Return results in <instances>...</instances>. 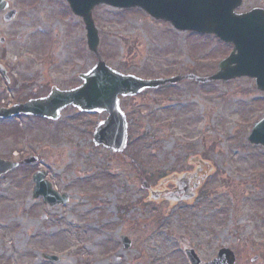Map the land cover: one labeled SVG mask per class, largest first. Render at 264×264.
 I'll list each match as a JSON object with an SVG mask.
<instances>
[{"label": "rangeland", "instance_id": "374dc122", "mask_svg": "<svg viewBox=\"0 0 264 264\" xmlns=\"http://www.w3.org/2000/svg\"><path fill=\"white\" fill-rule=\"evenodd\" d=\"M7 1L17 17L6 25L0 14V39H5L0 63L11 70L9 83L0 76V108L46 97L52 86L70 90L80 84L78 75L90 71L97 58L87 50L83 22L68 4ZM263 6L264 0H245L239 10ZM93 11L99 57L120 74L208 77L216 71L212 61L229 49L207 37L178 33L142 11L105 6ZM169 88L121 99L131 142L126 150L141 160L133 168L93 144L104 113L80 114L68 107L58 121L24 116L0 121V159H38L0 177V264H51L43 253L61 258L57 264H189L185 244L205 260L217 248L229 247L241 251L237 264H264V149L246 143L251 125L263 117V94L252 80ZM207 149L205 172L213 173V180L203 191L219 194L221 201L195 194L175 203L165 190L187 171H182L188 168L183 154ZM42 170L60 194L69 195L65 206L31 203V178ZM153 172L164 179L148 180ZM220 178L232 181L233 190L226 191L223 182L213 187ZM145 181L152 185L149 191L142 188ZM123 235L131 241L129 250L121 245Z\"/></svg>", "mask_w": 264, "mask_h": 264}, {"label": "water", "instance_id": "95a60500", "mask_svg": "<svg viewBox=\"0 0 264 264\" xmlns=\"http://www.w3.org/2000/svg\"><path fill=\"white\" fill-rule=\"evenodd\" d=\"M69 3L71 12L79 17L84 23L86 43L89 52L97 57V65L87 74L80 75L81 87L70 91H60L53 88L49 96L43 99L31 100L26 104H20L7 110H0V118L7 119L13 116L26 115L41 117L46 120H59L60 112L69 106L79 109L80 112L92 113L93 111L107 112L108 118L99 124L94 132L95 145L114 152L122 151L126 143L125 116L120 112L118 96L134 97V95L145 89H155L166 83L175 84L182 77L174 79L147 81L132 76H125L108 68L99 59L97 48L99 46L98 32L92 19V10L100 4L116 10L135 8L145 12L151 19L168 22L173 29L180 32L191 31L201 35L212 34L222 41L233 44V51L229 58L218 64L219 71L207 79H195L201 83L229 82L240 77L257 76L256 89L264 92V61L261 63L253 61V57H264V44L251 43V35L254 30L250 24H254L260 32L264 33V14L255 12L244 16H235L233 11L237 9L242 0H64ZM9 5L0 0V12L8 9ZM15 17V11L7 13L4 17L6 23ZM264 41V39H260ZM3 43V40L0 41ZM251 50L256 53L252 57ZM237 51V54H234ZM232 64H236L232 67ZM0 71L5 75L6 71ZM247 138L252 145L264 147V118L253 125ZM36 158L23 160L20 163L6 162L0 159V175L20 167V165H31ZM44 172L35 173L32 177L34 187L32 200L42 198L44 203L54 206L64 205L68 195L60 196L46 182ZM122 245L129 249L131 244L126 237H122ZM190 264H201L198 257L192 251H186ZM53 263L60 261L53 256H43ZM234 256L230 250H220L217 258L206 264H234Z\"/></svg>", "mask_w": 264, "mask_h": 264}, {"label": "flooded vegetation", "instance_id": "af4514ba", "mask_svg": "<svg viewBox=\"0 0 264 264\" xmlns=\"http://www.w3.org/2000/svg\"><path fill=\"white\" fill-rule=\"evenodd\" d=\"M255 9H258V10L254 11V12H256L258 14H261V15L264 14V6L263 7H258V8H251V9H248L247 11L237 10L234 14L235 15H239V16H244V15H248V13L253 12V10H255ZM223 46H225L227 48H232L230 45H228V46L227 45H223ZM225 56H226V54L223 55V57H225ZM10 74H11V70L8 69V75H6L5 78L3 77V79L5 81H10L9 80V75ZM147 94H148V92H147ZM155 103L159 104L158 107L161 106L159 101H156ZM190 145H192V144H190ZM192 148L195 149L193 146H192ZM207 152H209L208 149L204 150V152H201V153H199V152H197L195 150H190V151L185 152L183 154L184 158H183V161H182V165L184 167L185 164H187L188 168L187 169L183 168L182 171H184V170H187V171L182 173L180 177H174L175 182L173 183V186L171 188H169V189L167 188L165 190L166 193L168 192V196H169L170 199L172 198V200H175L176 203L178 202V204H182V203H184L186 201L189 202V200H192L193 198H196L194 196L200 194L202 197L203 196L204 197L209 196V197L215 198L214 201H221V198H218V197H220L219 194H218V196L217 195H211L210 193H207V192L203 191L204 187L209 183V180H213V178H212L213 175H210V174L207 175L206 172H205L206 171V167L209 168V166H205V165H208L207 164L208 163V161H207L208 160V156L206 155ZM115 157L118 158L120 161H122L124 159L130 161L132 168L136 167V164L140 163V161H141L140 158H138V156L133 155L132 152H130L128 150H126V152H124V153H116ZM141 166H143V169H144V165L141 164ZM191 166H193L192 170L189 169ZM190 170H191V173L188 172ZM144 171L146 172L145 169H144ZM137 173H139V170H137ZM164 177H165V175L161 174L160 172H153V173H151L149 175V177H147V179L148 180L149 179H155L157 181V179L158 180L159 179H164ZM224 181H225V178H224V180H221V178H220L219 181H213L212 182L213 183V187H215V188L219 187L220 183L223 182V187L225 186L227 188L226 191L233 190L232 181L229 180L228 184L224 183ZM143 184H146L145 188L148 189V191L152 188V185L148 184L146 181L143 182ZM156 184H158V182ZM156 193L158 194V192H153L154 195H156ZM222 201H224V200H222ZM185 240H186V236L185 235L184 236H180L179 242L181 244H183ZM219 249L220 248H217L215 250L214 254L212 256H210L209 258H207L206 260L203 259L202 255H199L198 252H196V249L191 244H185L183 249H182V252H184L185 250H192L193 252H196L198 254L199 259H200L201 262L206 263V262L214 259L217 256V252H218ZM229 249L233 251L234 256H235V261H236V264H237V262L239 260V255L241 254V251L237 252V250H235L234 248H229ZM249 250H250L251 256L255 255L251 259H253V260L258 259L257 255L255 254L256 250L254 249V247L250 246ZM245 257L249 258L250 255H245Z\"/></svg>", "mask_w": 264, "mask_h": 264}]
</instances>
